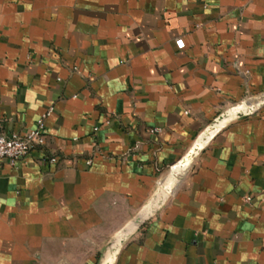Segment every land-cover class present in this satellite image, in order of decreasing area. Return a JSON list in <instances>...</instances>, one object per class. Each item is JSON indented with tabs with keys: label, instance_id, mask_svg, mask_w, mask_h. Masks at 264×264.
Instances as JSON below:
<instances>
[{
	"label": "crops",
	"instance_id": "1",
	"mask_svg": "<svg viewBox=\"0 0 264 264\" xmlns=\"http://www.w3.org/2000/svg\"><path fill=\"white\" fill-rule=\"evenodd\" d=\"M263 95L264 0H0V134L54 108L0 167V264H98L170 182L113 264H264V105L171 169Z\"/></svg>",
	"mask_w": 264,
	"mask_h": 264
},
{
	"label": "water",
	"instance_id": "2",
	"mask_svg": "<svg viewBox=\"0 0 264 264\" xmlns=\"http://www.w3.org/2000/svg\"><path fill=\"white\" fill-rule=\"evenodd\" d=\"M264 105V95L257 101L242 102L238 105L231 106L227 110L220 113L212 122V124L202 133L195 144L185 154V156L176 164L172 166L173 169L176 165L182 167H189L195 157L203 149L205 143L220 129H222L227 123L237 118L246 117L251 115L256 109ZM186 168V169H187ZM172 187L171 182L169 186H159L149 201L134 215L131 220L117 232L107 243L98 264H103L105 258L114 248L119 249L135 234L149 219H151L157 211L163 206L166 200L169 198ZM117 255V254H116ZM116 258V256H115ZM115 260V259H114ZM114 263V261H113ZM112 263V264H113Z\"/></svg>",
	"mask_w": 264,
	"mask_h": 264
},
{
	"label": "built area",
	"instance_id": "3",
	"mask_svg": "<svg viewBox=\"0 0 264 264\" xmlns=\"http://www.w3.org/2000/svg\"><path fill=\"white\" fill-rule=\"evenodd\" d=\"M176 45L179 49L184 48V40L182 38L177 39ZM52 113H54V108H50L44 112L38 118L35 127L23 133L12 132L10 134H0V167L5 161L15 166L29 151L35 148H42L46 145V119ZM155 131H161V129L156 128ZM51 160L56 161V158H52ZM244 199L246 202L251 200L250 196H246Z\"/></svg>",
	"mask_w": 264,
	"mask_h": 264
},
{
	"label": "bare ground",
	"instance_id": "4",
	"mask_svg": "<svg viewBox=\"0 0 264 264\" xmlns=\"http://www.w3.org/2000/svg\"><path fill=\"white\" fill-rule=\"evenodd\" d=\"M187 167H182V166H180V165H177L176 167H175V170H182V169H186ZM172 184V183H171ZM166 187L167 186H169V184L168 185H165ZM165 186H163V187H165ZM173 186V185H172ZM171 190L169 191V193H171V191H172V187L170 188ZM117 251H118V247L117 248H114L113 250H111V252L108 254V256L105 258V260H104V263L103 264H112L113 263V261H114V259H115V256H116V253H117Z\"/></svg>",
	"mask_w": 264,
	"mask_h": 264
}]
</instances>
